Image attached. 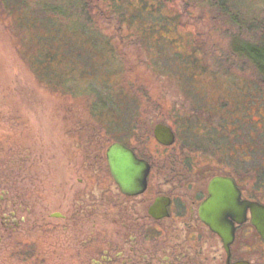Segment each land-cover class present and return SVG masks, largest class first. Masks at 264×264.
Here are the masks:
<instances>
[{
    "label": "flooded vegetation",
    "instance_id": "obj_1",
    "mask_svg": "<svg viewBox=\"0 0 264 264\" xmlns=\"http://www.w3.org/2000/svg\"><path fill=\"white\" fill-rule=\"evenodd\" d=\"M100 95L92 109L55 114L56 123L42 134L24 132L2 157L3 264H264V156L254 155L264 148L263 115L254 120L257 111L249 110L248 132L239 117L228 130L212 113L198 115L186 133L207 139L213 128L216 134L190 147L165 121H152V134L138 136L123 125L126 112L105 108ZM157 124L170 127L172 143L156 140ZM242 133L246 138L236 140ZM115 143L147 168L137 191L111 172L107 151ZM228 144L237 151L220 154ZM215 179L232 183L231 207L210 215L205 205Z\"/></svg>",
    "mask_w": 264,
    "mask_h": 264
},
{
    "label": "rangeland",
    "instance_id": "obj_2",
    "mask_svg": "<svg viewBox=\"0 0 264 264\" xmlns=\"http://www.w3.org/2000/svg\"><path fill=\"white\" fill-rule=\"evenodd\" d=\"M251 1L255 17L264 19V0ZM199 2L160 0L159 9L155 0L125 1L127 31L118 30L107 13L96 17L109 42L99 32H84L70 11L67 23L51 28L43 10L31 8L29 0H0V162L24 132L42 134L56 123L54 115L68 108L92 109L100 94L114 99L126 112L123 125L134 127L142 138L145 130L152 134V121H165L178 139L186 137L190 147H196L204 137L186 133L184 127L192 121L197 125L204 113H212L228 130L239 117L247 131L243 120L249 110L257 111L251 118L263 115L264 125V84L250 73L246 60L229 54V17ZM98 6L104 10L100 1ZM167 15L178 19L179 30L157 21ZM222 61L229 62L231 73L216 68ZM89 86V94L68 96L87 93ZM105 108L115 107L105 103ZM230 146L222 147L220 154L237 151ZM261 151L254 155L264 156V148Z\"/></svg>",
    "mask_w": 264,
    "mask_h": 264
},
{
    "label": "trees",
    "instance_id": "obj_3",
    "mask_svg": "<svg viewBox=\"0 0 264 264\" xmlns=\"http://www.w3.org/2000/svg\"><path fill=\"white\" fill-rule=\"evenodd\" d=\"M26 1V0H25ZM31 8L35 10H43L47 16V27L54 28L58 25L65 24L70 19V13L74 14L75 22L84 32H99L105 40L109 41L108 37L103 33L104 29L98 23L99 17H104L108 14V20L119 26L118 30L126 29L122 17V4L128 0H29ZM99 1L103 3V8L98 6ZM143 2V0H141ZM160 0H155V5L159 8L158 3ZM199 2V4L212 7L218 13H224L229 18L230 27L226 28L227 34H233L229 54L235 58H242L248 62L250 73L254 74L255 78L264 84V19L256 16V8L252 7L251 0H192ZM23 2V0H19ZM20 3V5H21ZM28 6V2H26ZM29 7V6H28ZM101 8V9H100ZM160 9V8H159ZM20 10L26 13L29 12L28 8L20 7ZM70 11V13H69ZM121 12V13H120ZM219 14V15H220ZM162 24L168 25L174 30L176 28L178 19H174L171 15L157 18ZM80 23V24H79ZM179 24V23H178ZM231 28V29H230ZM55 32H53L52 36ZM38 34V33H37ZM95 40V36H91ZM135 39L138 40L135 36ZM110 42V41H109ZM195 51H198L194 49ZM222 59V58H221ZM226 59H230L227 57ZM220 61V60H217ZM229 62H231L229 60ZM228 61H222V66H217L219 70L226 73H231L232 67ZM92 87V86H90ZM107 105L118 108L115 106L114 99L109 95L106 97ZM97 107V106H96ZM94 108V107H93ZM210 133H207V142L216 134V130L209 128ZM262 152V151H261Z\"/></svg>",
    "mask_w": 264,
    "mask_h": 264
},
{
    "label": "water",
    "instance_id": "obj_4",
    "mask_svg": "<svg viewBox=\"0 0 264 264\" xmlns=\"http://www.w3.org/2000/svg\"><path fill=\"white\" fill-rule=\"evenodd\" d=\"M154 132L156 140L160 143L170 144L174 140L172 130L166 125L157 124ZM107 157L113 176L126 190L137 191L140 189V186L144 183L147 172L144 162L136 159L129 149L118 143L109 147ZM231 189V182L228 183L222 179H215L211 182L209 188L211 198L205 205L207 209L211 210L210 215H213L216 209L226 207L227 205L229 208L231 207ZM227 199L229 200L228 203H221V200ZM261 212L263 214L261 220L264 221V207H262Z\"/></svg>",
    "mask_w": 264,
    "mask_h": 264
}]
</instances>
